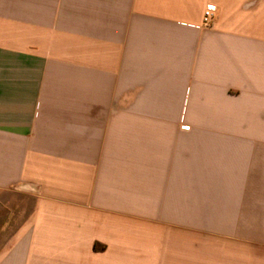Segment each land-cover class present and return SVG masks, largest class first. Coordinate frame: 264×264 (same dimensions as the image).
Returning a JSON list of instances; mask_svg holds the SVG:
<instances>
[{
  "label": "crops",
  "instance_id": "0c3cea01",
  "mask_svg": "<svg viewBox=\"0 0 264 264\" xmlns=\"http://www.w3.org/2000/svg\"><path fill=\"white\" fill-rule=\"evenodd\" d=\"M0 264H264V0H0Z\"/></svg>",
  "mask_w": 264,
  "mask_h": 264
},
{
  "label": "built area",
  "instance_id": "2783aa9c",
  "mask_svg": "<svg viewBox=\"0 0 264 264\" xmlns=\"http://www.w3.org/2000/svg\"><path fill=\"white\" fill-rule=\"evenodd\" d=\"M217 11V8L213 4H207L204 11H203V17H202V27L203 28H210L212 26L215 13ZM184 130H187L188 127H183Z\"/></svg>",
  "mask_w": 264,
  "mask_h": 264
},
{
  "label": "rangeland",
  "instance_id": "374dc122",
  "mask_svg": "<svg viewBox=\"0 0 264 264\" xmlns=\"http://www.w3.org/2000/svg\"><path fill=\"white\" fill-rule=\"evenodd\" d=\"M183 129V128H182ZM184 130V129H183ZM187 130H189V128L187 129Z\"/></svg>",
  "mask_w": 264,
  "mask_h": 264
}]
</instances>
